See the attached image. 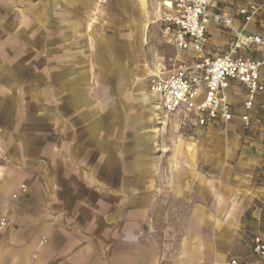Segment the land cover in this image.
<instances>
[{
  "label": "crops",
  "instance_id": "0c3cea01",
  "mask_svg": "<svg viewBox=\"0 0 264 264\" xmlns=\"http://www.w3.org/2000/svg\"><path fill=\"white\" fill-rule=\"evenodd\" d=\"M24 1L0 0V219L9 222L0 230V264H228L232 257L260 264L250 246L264 228L246 234L247 219L260 223L261 208L253 207L255 198L264 203V171L256 186V160L247 145L239 149L240 136L213 133L253 128L264 92L248 126L239 118L246 92L234 81L230 121L200 125L194 112L178 111L170 116L178 122L160 126L150 74L142 80L140 69L144 32L150 23L161 32L164 0L151 9L143 0H53L49 8ZM250 3L261 9L244 25L238 9ZM215 7L245 33L264 35V0ZM207 35L211 56L234 39L220 24ZM164 38L174 54L163 74L190 61ZM175 125L205 136L175 133ZM242 155L250 159L239 164Z\"/></svg>",
  "mask_w": 264,
  "mask_h": 264
},
{
  "label": "built area",
  "instance_id": "2783aa9c",
  "mask_svg": "<svg viewBox=\"0 0 264 264\" xmlns=\"http://www.w3.org/2000/svg\"><path fill=\"white\" fill-rule=\"evenodd\" d=\"M215 3L216 0L163 1L165 10L158 20L161 33L169 36L179 51L188 54L190 61L178 64L165 74L156 71L149 76L148 91L155 98L157 121L161 124L178 111L194 112L200 125L219 119L230 121L235 111L226 93L232 81L245 89L246 98L239 118L244 126L250 124V111L256 97L264 92V35L245 33L237 28L230 14L216 9ZM260 9L257 3L239 8L243 24L253 20ZM210 24H220L234 33L233 41L214 56L206 52ZM241 48L259 50L263 54L246 57L241 54ZM26 188V184L21 185L22 192ZM8 224L1 218L0 230H5ZM250 250L256 260L264 264V232L252 237ZM228 264L248 263L232 257Z\"/></svg>",
  "mask_w": 264,
  "mask_h": 264
},
{
  "label": "rangeland",
  "instance_id": "374dc122",
  "mask_svg": "<svg viewBox=\"0 0 264 264\" xmlns=\"http://www.w3.org/2000/svg\"><path fill=\"white\" fill-rule=\"evenodd\" d=\"M32 4L34 3L33 0ZM37 2V0H35ZM97 1V0H96ZM133 1V0H132ZM24 0H3L2 5L3 6H21L23 5ZM53 0H41L40 5H45L47 8L51 7ZM98 2L104 3V0H98ZM145 2V3H144ZM155 0H143L144 7L146 5L147 9H151V6H153ZM38 5V3H37ZM97 6V4H96ZM92 7V6H91ZM145 20L149 22V19L152 20L153 16L151 14H144ZM152 16V17H150ZM145 37L147 38L143 50V63L141 65L142 70V80L146 74H151L152 72H158V71H164V69L170 68L169 64V58L173 56L174 49L169 44L166 43L164 36L159 31V27L155 23H150L148 26L147 31L144 32ZM165 60V61H164ZM255 124L253 128L249 129H243V128H237L236 130H229L225 126H222L221 128H216L213 135L216 136H240L241 138V144L239 146V149L241 148V145H247L248 147V153L250 154V158H253V160H256L255 163H253V183L256 186H260L262 183V172L264 171V101L259 102L255 107ZM173 121L178 122L177 120H170V118L163 124H169ZM159 123V122H158ZM163 124L159 123L160 126ZM204 130L203 128H195L194 126H184V127H177V125L174 126L175 133H182L184 135H191V136H198L197 141H201L204 138ZM202 138V139H201ZM211 137H209V134H207L205 141L207 142L210 140ZM248 140V141H247ZM249 142H255L253 144ZM206 144V143H205ZM244 149L242 148L241 151ZM240 151V150H239ZM249 158V159H250ZM245 156H239V164H243L242 161L249 160ZM238 164V165H239ZM251 165V163H248ZM262 199H254V207L253 208H261V212L257 213V216H259L260 223H257L258 221L252 217V219H247L249 222V225L247 226V236L246 239L248 240L254 232L257 230L264 228V203L261 202ZM6 230V229H5ZM247 243V242H246ZM245 253L244 256L245 259H249V251L247 249V246H245Z\"/></svg>",
  "mask_w": 264,
  "mask_h": 264
},
{
  "label": "bare ground",
  "instance_id": "6f19581e",
  "mask_svg": "<svg viewBox=\"0 0 264 264\" xmlns=\"http://www.w3.org/2000/svg\"><path fill=\"white\" fill-rule=\"evenodd\" d=\"M165 123V122H164Z\"/></svg>",
  "mask_w": 264,
  "mask_h": 264
}]
</instances>
